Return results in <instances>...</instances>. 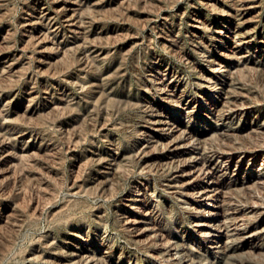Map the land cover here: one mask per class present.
<instances>
[{"label":"rangeland","instance_id":"obj_1","mask_svg":"<svg viewBox=\"0 0 264 264\" xmlns=\"http://www.w3.org/2000/svg\"><path fill=\"white\" fill-rule=\"evenodd\" d=\"M262 23L264 0H0V264H264Z\"/></svg>","mask_w":264,"mask_h":264},{"label":"bare ground","instance_id":"obj_2","mask_svg":"<svg viewBox=\"0 0 264 264\" xmlns=\"http://www.w3.org/2000/svg\"><path fill=\"white\" fill-rule=\"evenodd\" d=\"M78 4V3H77ZM248 4V3H247ZM64 6V5H63ZM222 7V6H221ZM229 7V6H228ZM254 7V6H253ZM248 8V7H247ZM259 8V7H258ZM43 9V8H42ZM56 9H57V7H56ZM73 9H75V8H73ZM53 10V9H52ZM57 11V10H56ZM40 12V11H39ZM70 12V11H69ZM49 13V12H48ZM38 15V14H37ZM250 15V14H249ZM231 16V15H230ZM229 16V17H230ZM37 18V17H36ZM236 18V17H235ZM259 18H260V16H259ZM43 19V18H42ZM40 20V19H39ZM38 20V21H39ZM57 20V19H56ZM198 20V19H197ZM229 20V19H228ZM259 20V19H258ZM34 21V20H33ZM36 21V20H35ZM42 22H43V20H42ZM64 22V21H63ZM70 22V21H69ZM72 22V21H71ZM49 24V23H48ZM197 24V23H196ZM231 24V23H230ZM245 24V23H244ZM262 24H264V23H262ZM63 25V24H62ZM71 27V26H70ZM196 27V26H195ZM35 28V27H34ZM76 29V28H75ZM74 30V29H73ZM215 30V29H214ZM218 30V29H217ZM53 31V30H52ZM71 31V30H70ZM235 31H237V30H235ZM224 32V31H223ZM251 33V32H250ZM230 34V33H229ZM246 35V34H245ZM256 35V34H255ZM243 36V35H242ZM226 37V36H225ZM256 39V38H255ZM238 41V40H237ZM231 42V41H230ZM263 42V41H262ZM225 43V42H224ZM242 43V42H241ZM230 44V43H229ZM236 46V45H235ZM227 51V50H226ZM231 53V52H230ZM239 53V52H238ZM244 53V52H243ZM240 54V53H239ZM238 54V55H239ZM226 55V54H225ZM242 55V54H241ZM210 59V58H209ZM253 61V60H252ZM223 66V65H222ZM216 68V67H215ZM220 70V69H219ZM210 75V74H209ZM212 77V76H211ZM215 83V82H214ZM166 84V83H165ZM228 84V83H227ZM212 85V84H211ZM168 86V85H167ZM172 86V85H171ZM163 91V90H162ZM224 98V97H223ZM230 103V102H229ZM232 103V102H231ZM237 105V104H236ZM239 105V104H238ZM233 106V105H232ZM235 107V106H234ZM241 108V107H240ZM159 109V108H158ZM161 112V111H160ZM217 112V111H216ZM161 114V113H160ZM154 121V120H153ZM165 122H166V120H164ZM156 124V123H155ZM158 124V123H157ZM163 126V125H162ZM158 129V128H157ZM160 130V129H159ZM174 132H175V130H174ZM172 133V132H171ZM181 133V132H180ZM173 137H175V136H173ZM178 138H179V136H178ZM177 138V139H178ZM180 140V139H179ZM181 146V145H180ZM183 146V145H182ZM191 146V145H190ZM172 147V146H171ZM191 148V147H190ZM185 151V150H184ZM198 156V155H197ZM189 159V158H188ZM194 159V158H193ZM202 162V161H201ZM200 163V162H199ZM189 164V163H188ZM205 164V163H204ZM196 165V164H195ZM201 165H203V164H201ZM200 165V166H201ZM213 165V164H212ZM204 166V165H203ZM203 168V167H202ZM190 169V168H189ZM185 170V169H184ZM200 170V169H199ZM199 170H197V171H199ZM205 170V169H204ZM188 171V170H187ZM186 171V172H187ZM214 172V171H213ZM221 172V171H220ZM182 174V173H181ZM194 174V173H193ZM203 174V173H202ZM222 174V173H221ZM196 175V174H195ZM194 175V176H195ZM207 175V174H206ZM221 176V175H220ZM187 177V176H186ZM212 177V176H211ZM195 178V177H194ZM189 179H191V178H189ZM210 179V178H209ZM216 179V178H215ZM220 180V179H219ZM168 181V180H167ZM172 181V180H171ZM210 181V180H209ZM218 181V180H217ZM224 182V181H223ZM168 185V184H167ZM204 185V184H203ZM240 185V184H239ZM177 186V185H176ZM170 187V186H169ZM181 188V187H180ZM167 189V188H166ZM175 189V188H174ZM185 189V188H184ZM221 190H224V189H221ZM200 191H201V189H200ZM207 191H209V194L208 195H212V197L213 198H215V199H217V200H219V201H213V200H211V201H209L208 203L210 204V210H209V212H215V215H216V217H215V222L217 223V224H220L221 222H222V218H223V212L225 211H222V208H223V204H222V202L220 201L221 200V198L218 196V191H217V187H216V185L214 184V181L212 180L211 181V184L210 185H208V188L206 189V190H202L201 191V196H202V198L204 199L206 196V193H207ZM223 193V192H222ZM219 194H221V193H219ZM224 194V193H223ZM225 194H226V192H225ZM225 196H227V195H225ZM141 197V196H140ZM178 197V196H177ZM180 197V196H179ZM239 198V197H238ZM182 199V198H181ZM214 199V200H215ZM187 202V201H186ZM227 202H229V201H227V199H226V203ZM185 203V202H184ZM232 203V202H231ZM204 204V203H203ZM229 204V203H228ZM207 205V204H206ZM232 205V204H231ZM235 206V205H234ZM227 207V206H226ZM227 210V209H226ZM232 210V209H231ZM205 211V210H204ZM204 211H202V212H204ZM198 212V211H197ZM200 212V211H199ZM228 212V211H227ZM207 213V212H206ZM197 214V213H196ZM226 214V213H225ZM235 214V213H234ZM228 216V215H227ZM225 217V216H224ZM146 218V217H145ZM228 218V217H227ZM230 218V217H229ZM237 218V217H236ZM198 219V218H197ZM225 219V218H224ZM146 220V219H145ZM204 221V220H203ZM233 221V220H232ZM235 221H236V219H235ZM149 222V221H148ZM205 222V221H204ZM231 222V221H230ZM203 223V222H202ZM201 223V224H202ZM236 224V223H235ZM144 225V224H143ZM196 225V224H195ZM222 225V224H221ZM148 226V225H147ZM223 226V225H222ZM135 227V226H134ZM140 227V226H139ZM219 227V226H218ZM235 227V226H234ZM237 227V226H236ZM216 228V227H215ZM230 228V227H229ZM239 228H240V225H239ZM144 229V228H143ZM202 229V228H201ZM137 230H138V228H137ZM223 230V229H222ZM230 230H231V228H230ZM136 231V230H135ZM207 230H205V232H206ZM211 232V231H210ZM226 232V231H225ZM152 234V233H151ZM227 234V233H226ZM251 234H252V232H251ZM208 235V234H207ZM224 234H222V236H223ZM228 235V234H227ZM147 236V235H146ZM246 236V235H245ZM141 237V236H140ZM144 237V236H143ZM226 238H228V237H226ZM247 240V239H246ZM173 241V240H172ZM224 241V240H223ZM226 241V240H225ZM220 243V242H219ZM163 244H164V242H163ZM214 244V243H213ZM224 244V243H223ZM176 245V244H175ZM225 245V244H224ZM173 246V245H172ZM171 246V247H172ZM84 247V246H83ZM175 247H177V246H175ZM161 252V251H160ZM170 253V252H169ZM85 254V253H84ZM172 254V253H171ZM173 255V254H172ZM184 257V256H183ZM77 258V257H76ZM171 258V257H170ZM164 259V258H163ZM87 260V259H86ZM172 260V259H171ZM190 260V259H189ZM92 261V260H91ZM198 262V261H197ZM175 263V262H174Z\"/></svg>","mask_w":264,"mask_h":264}]
</instances>
